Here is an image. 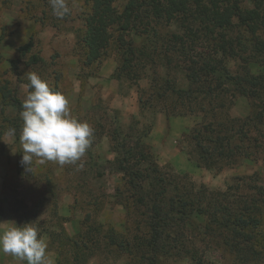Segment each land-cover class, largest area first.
<instances>
[{
  "label": "rangeland",
  "instance_id": "1",
  "mask_svg": "<svg viewBox=\"0 0 264 264\" xmlns=\"http://www.w3.org/2000/svg\"><path fill=\"white\" fill-rule=\"evenodd\" d=\"M67 3L70 14L58 19L52 13L49 0H0V231L32 223L39 234L45 235L49 251L59 264H129L124 254L106 249L103 237L112 229L124 236L128 232V214L118 201L129 195L128 190L135 191L128 185L130 179L126 172L118 168L124 163L125 167L131 165L151 172L153 164L142 162V142L148 146L144 150L152 151L153 141L172 139L171 154L164 156L163 152H155L156 169L168 183L178 182L183 191L191 190L211 199L213 193L226 192L231 186V193L241 195L264 185V146L256 147V144H264V133L252 128L249 138L253 142L258 139L257 143H246L248 150L246 145L237 146L239 149L233 155L215 161L212 167L206 166L193 136L212 122L213 116L195 111L167 119L161 110L164 107L161 99L151 100L150 97L153 88L160 92L170 87L205 92L206 86L193 84L185 78V73L169 66L164 57L148 60L140 56L134 62L136 67L124 74L121 71L123 57L114 46L108 48L101 61L85 65L87 51L81 41L83 0H67ZM123 3L124 0H120L117 5ZM136 42L139 45L140 40ZM237 65L229 64L232 68ZM29 71L36 72L53 91L67 98L72 117L87 122L94 129L91 146L77 164H40L34 159L32 171L21 164V111L11 105V100L5 103L7 100L2 98V93H9L22 102L31 91L27 87ZM258 72L257 68L253 70L255 74ZM166 78L171 86L164 84ZM235 89L231 87L223 100L222 112L228 125L233 121L242 124L253 109L248 97ZM142 91L144 101L149 100V109L145 111H141L140 105ZM201 95L198 97L202 98ZM202 102L206 107L207 100ZM191 107L197 106L192 103ZM159 125L167 128L163 134L154 131ZM13 128L16 135L9 133ZM261 131L264 132V127ZM137 145V151L132 154L129 149ZM255 175L259 177L258 182L255 183V178L248 182L247 178ZM240 178H244L242 185L238 183ZM59 207L73 222L59 216ZM196 222L197 226L172 233L176 239L184 238L188 247L181 251L180 257H165L161 264H192L187 254L190 248L197 250L205 262L231 264L232 258L224 249L212 236L204 234V219ZM90 224L93 228L88 229ZM66 229L70 237L78 240L86 233L91 240L97 238L91 245L95 249L91 253H95L86 263L75 261L72 245H60L59 236ZM97 229L101 233L96 232ZM145 233L141 227L139 234L144 236ZM86 241L93 242L88 238Z\"/></svg>",
  "mask_w": 264,
  "mask_h": 264
},
{
  "label": "trees",
  "instance_id": "2",
  "mask_svg": "<svg viewBox=\"0 0 264 264\" xmlns=\"http://www.w3.org/2000/svg\"><path fill=\"white\" fill-rule=\"evenodd\" d=\"M119 1L83 0L81 41L87 51L85 65L101 61L108 48L114 46L123 57L124 74L136 67L134 62L140 56L148 60L164 57L169 66L185 73L193 84L205 85V92L172 87L160 92L153 88L150 97L161 99V110L168 118L195 111L213 116L212 122L193 136L200 159L208 167L233 155L237 146L257 143L258 139L253 142L249 135L252 128L264 133V0H124L118 6ZM230 63L238 65L232 68ZM255 68L259 69L256 74ZM164 84L171 86L169 78ZM231 87H236L235 91L248 97L253 105L251 116L240 125V121L228 125L222 112ZM2 95L5 103L11 100L13 107L23 110L18 98L6 92ZM143 96L142 91L141 111L149 107V100L145 102ZM202 99L207 100L206 107ZM192 103L200 110L192 108ZM259 145L264 146L261 143L256 147ZM138 147L129 151L133 154ZM145 147L148 148L142 142V162L153 164L151 172L125 167L124 163L118 168L126 172L128 185L135 192L128 190L129 195L118 201L128 214V232L124 236L110 230L103 237L108 251L124 254L129 264H161L165 257H180L188 247L184 238L176 239L172 233L197 226L196 221L204 219V234L212 236L224 249L232 258L231 264H264V185L241 195L231 193V186L207 199L191 190L183 191L178 182L168 183L156 169L153 153ZM254 178L257 183L258 175L247 178L248 182ZM238 180L242 185L244 178ZM141 227L146 232L144 236L139 234ZM91 228L90 224L88 229ZM85 238L93 242H84ZM59 239L63 247L72 245L76 262L86 263L95 253H91L95 250L91 245L97 238L91 240L87 233L78 240L64 231ZM99 242L102 243L100 239ZM190 249L187 254L192 264H217L205 262L197 250Z\"/></svg>",
  "mask_w": 264,
  "mask_h": 264
},
{
  "label": "clouds",
  "instance_id": "3",
  "mask_svg": "<svg viewBox=\"0 0 264 264\" xmlns=\"http://www.w3.org/2000/svg\"><path fill=\"white\" fill-rule=\"evenodd\" d=\"M52 13L58 19L70 14L67 0H49ZM31 89L22 101L23 121L19 137L22 145L21 164L31 170L33 160L43 164L75 165L91 146L94 129L72 117L69 101L59 91H53L36 73H26ZM16 130L9 129L15 135ZM82 167V165H80ZM48 244L32 223L0 231V253L10 255L21 264H55L47 251Z\"/></svg>",
  "mask_w": 264,
  "mask_h": 264
},
{
  "label": "crops",
  "instance_id": "4",
  "mask_svg": "<svg viewBox=\"0 0 264 264\" xmlns=\"http://www.w3.org/2000/svg\"><path fill=\"white\" fill-rule=\"evenodd\" d=\"M166 115V114H165ZM167 116V115H166ZM167 119H170V118H168L167 117ZM165 130H167V128L166 127H164V126H157V127H155V129H154V131H156V133L158 134H163L164 133V131ZM153 131V132H154ZM10 138L9 139H11L12 141H15L14 139V137L13 136H9ZM3 141V140H2ZM151 145H152V147H153V149H152V151H154V152H152L153 153V155L155 154L156 155V153L155 152H157V153H160V152H163V155L165 156V155H167V154H171L170 153V149L171 148H173L174 147V143H173V141H172V139H169V140H166L165 138H162L161 140H159V141H157L156 142V140L155 141H153V143H151ZM183 151V150H182ZM181 152V151H180ZM179 152V153H180ZM154 155V156H155ZM173 155V154H172ZM177 156V155H176ZM1 174V173H0ZM58 212H59V216L60 217H66L65 219H67V220H69L70 222H73V220H71L68 216V214H66L64 211H63V209H62V207L60 208L59 207V209H58ZM66 231H67V229H66ZM67 233H68V235H70L69 233L70 232H68L67 231ZM41 235V234H40ZM42 236H45V235H42ZM50 250V248H48L47 249V251H48V253L51 255V257L54 255V254H51V251H49ZM53 259H54V261H55V264H59V262H58V260L57 259H55L56 257H52ZM0 264H21V262H19V261H16V260H14L10 255H5V254H3V253H0Z\"/></svg>",
  "mask_w": 264,
  "mask_h": 264
}]
</instances>
